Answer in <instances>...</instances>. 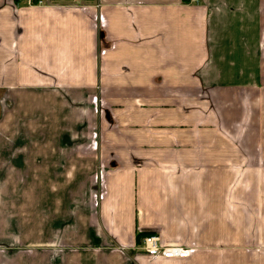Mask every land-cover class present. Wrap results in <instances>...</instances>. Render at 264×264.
<instances>
[{"label": "crops", "instance_id": "obj_1", "mask_svg": "<svg viewBox=\"0 0 264 264\" xmlns=\"http://www.w3.org/2000/svg\"><path fill=\"white\" fill-rule=\"evenodd\" d=\"M40 1L0 0V154L48 243L0 264H263L264 0Z\"/></svg>", "mask_w": 264, "mask_h": 264}, {"label": "rangeland", "instance_id": "obj_2", "mask_svg": "<svg viewBox=\"0 0 264 264\" xmlns=\"http://www.w3.org/2000/svg\"><path fill=\"white\" fill-rule=\"evenodd\" d=\"M95 104H97L96 100ZM24 156H27L25 162L27 168L20 172L12 169L11 166H9L8 169L5 168L7 167L5 162L9 161L8 159H11L13 155L0 154V243L5 242L4 245L8 248H17L15 252H10V250L0 245V257L3 258L10 256L9 253H15L16 256H14L17 258L29 256L30 248L33 243L32 239L36 236V238L40 240L39 246L46 247L48 243V234L45 232L46 230L44 231L40 227L32 232L30 228L31 186L29 180L26 178L30 177L31 173L29 169L31 155L25 154ZM4 157H7V159L4 160ZM100 172L99 170L98 174ZM104 176L105 173H102L101 177ZM3 178L7 179L4 180ZM20 179L24 180L19 181ZM19 183H21V185H19ZM20 206L21 208H19ZM45 221L46 220H44V222ZM41 239H43V242ZM245 247L243 251L245 258L252 259L253 254L264 257V233L256 235L252 240H248ZM139 251L135 250L136 253H134V256L137 257L144 254Z\"/></svg>", "mask_w": 264, "mask_h": 264}, {"label": "built area", "instance_id": "obj_3", "mask_svg": "<svg viewBox=\"0 0 264 264\" xmlns=\"http://www.w3.org/2000/svg\"><path fill=\"white\" fill-rule=\"evenodd\" d=\"M30 5L42 4L39 1L34 4V0H27ZM192 3H199L201 0H190ZM141 252L152 259L165 260H186L191 257V250L181 245H166L159 235H148L142 239Z\"/></svg>", "mask_w": 264, "mask_h": 264}, {"label": "trees", "instance_id": "obj_4", "mask_svg": "<svg viewBox=\"0 0 264 264\" xmlns=\"http://www.w3.org/2000/svg\"><path fill=\"white\" fill-rule=\"evenodd\" d=\"M16 4H19L20 2L24 1V0H14ZM40 0H34V4H37ZM145 237V235L143 234H137V244L140 245L142 239Z\"/></svg>", "mask_w": 264, "mask_h": 264}]
</instances>
